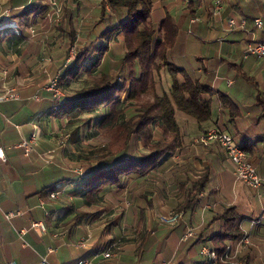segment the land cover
Listing matches in <instances>:
<instances>
[{"label":"crops","instance_id":"0c3cea01","mask_svg":"<svg viewBox=\"0 0 264 264\" xmlns=\"http://www.w3.org/2000/svg\"><path fill=\"white\" fill-rule=\"evenodd\" d=\"M28 1L16 0L12 6L23 7ZM215 1L151 0L155 27L171 12L178 28L167 60L211 88V93L204 95L211 102L210 117L197 121L177 110L181 145L164 156L154 170L130 176L122 187L104 189L102 198L90 203L81 193L75 202L69 195L72 185H63L77 180V165L82 167L84 163L81 156L70 158L62 147L49 153L48 135L65 131L72 117L50 113L55 101L43 87L45 75L38 74L33 66L38 42L17 41L15 37L8 40L10 51H5L0 36V80H16L14 89L18 93L17 99L5 100L2 115L7 126L0 131L6 157L1 162L9 165L3 182L8 196L3 207L0 205V264H40L42 259L49 264H75L77 259L92 257L112 245L114 255L98 257L97 263L206 264L208 257L201 249L217 247L215 236L226 229L219 216L230 206L237 216L232 227L247 234L251 245L241 249L230 238L222 245L237 247L243 264H264V57L245 53L248 40L264 41V0H220L216 12ZM193 17L198 20L192 22ZM254 17L262 19V28L254 25ZM228 18L235 19V29L229 30ZM213 127L230 133L236 144L245 147L262 178L259 187L236 177L222 145L198 141ZM33 133L41 137L26 155L18 144ZM80 140L79 130V143L68 141L79 153ZM133 141L134 149L141 147L140 142ZM204 175L207 180L203 190L184 206L193 185ZM49 185L61 189L56 199L48 197L45 188ZM15 209L23 213L6 219L4 213ZM175 211L182 214L176 224L160 222V215ZM259 216L260 223L251 226L250 220ZM32 222L43 223L45 229L31 226ZM21 229L25 232L20 233ZM189 230L192 235L186 236ZM81 236L88 237L83 248L75 246Z\"/></svg>","mask_w":264,"mask_h":264},{"label":"trees","instance_id":"16d2710c","mask_svg":"<svg viewBox=\"0 0 264 264\" xmlns=\"http://www.w3.org/2000/svg\"><path fill=\"white\" fill-rule=\"evenodd\" d=\"M45 1L29 0L13 14L14 19L28 29L34 24L35 15H46L48 6ZM106 7L119 14L120 20L109 30L120 32L123 37V55L116 63L117 70L123 74L122 81L113 80L108 69L91 73L108 45L98 43L94 48L76 47L73 61L59 67L57 83L67 92L69 81L80 74H88L89 81L85 89L66 95L63 101L53 97L55 108L50 112L55 117H72L68 125L74 124L69 138L73 144L79 143V123L89 121L79 116L82 113H94L97 119L96 131L91 136L109 137L90 150L80 149L82 160L87 165L86 168L82 166L83 172L78 177L81 179L79 193L88 203L100 200L104 189L122 187L130 176H141L154 170L164 156L181 145L175 118L177 110L197 121L207 120L211 114L210 99L204 98L205 94L211 93V88L191 78L166 58L178 31L170 14H166L156 28L152 20L151 0H102L101 12L104 13ZM66 25L69 31L65 34L72 46L77 32L70 10L57 23V28L67 31ZM21 39L20 36L15 38L17 41ZM164 67L171 83L168 90L159 93L155 81ZM133 140L141 144L138 154L132 153ZM206 180L204 175L195 182L184 206L203 190ZM45 190L53 191L54 187L49 185ZM219 217L225 221L226 229L215 236L218 243L214 250L217 252L224 249V239H236L242 235L232 227L237 217L233 206L227 207Z\"/></svg>","mask_w":264,"mask_h":264},{"label":"rangeland","instance_id":"374dc122","mask_svg":"<svg viewBox=\"0 0 264 264\" xmlns=\"http://www.w3.org/2000/svg\"><path fill=\"white\" fill-rule=\"evenodd\" d=\"M16 0H0V36L2 41V46L5 51H10V48L7 46L8 40H13V38L20 36L25 40H35L38 42L39 47L37 51V60L36 70L40 71L38 74H44L43 78L44 89L49 90L51 92V96H53L54 90L50 88L51 83L54 81L55 86L59 88L62 92V95L59 97H54L55 99H62L66 95H70L74 93L76 90L80 88H86L85 84L89 81L88 74L82 73L77 78L70 80L67 88V92L64 91L57 83V78L59 75V67L61 65H67L71 63L75 56L76 47L87 46L89 48H94L98 43H103L108 45L107 52L102 55L100 62L98 65L94 67L92 70V74H97L100 69L106 70L108 69L111 72L112 79L117 80L118 83L122 81L123 74L121 70H117L116 63L119 61V57L123 55V37L120 32L109 30L110 27L115 25L120 19L119 14L114 11H110L109 7H106L104 13L101 12V2L102 0H46L45 4L48 6V10L45 16L35 15V22L28 29L22 26L18 20L14 19L13 14L22 9V7L13 8L12 4ZM21 1V0H20ZM158 7V6H157ZM155 6V9L157 8ZM70 10L71 18L73 21V26L77 32L75 41L72 46H70L68 37L65 32L69 31V26L66 25V30H58L57 23L61 21V19L66 16V11ZM218 10V9H217ZM217 10L214 11L216 12ZM170 14H172L170 12ZM236 28V27H235ZM234 28V29H235ZM105 35V36H104ZM105 40V42L103 41ZM93 50V49H92ZM93 54V53H92ZM94 59L92 56L91 60ZM109 59V60H108ZM111 59V60H110ZM49 65L52 66V71L49 70ZM32 67V66H31ZM44 69H46L44 71ZM57 70V71H56ZM117 73V74H116ZM117 76V77H116ZM180 76V75H179ZM156 85L155 88L157 92H161L163 90H168L171 78L167 72V69L164 67L158 77H156ZM17 87L16 80H10L7 77H4L0 80V96L12 97L17 96L18 93L14 89ZM123 94L121 95L122 98ZM35 98H38L37 95H34ZM17 99V98H13ZM6 101L2 100L0 102V131L5 129L7 126V122H5V117L2 115L3 107ZM100 111V109H98ZM44 118V115L41 116ZM80 117L88 118V122H83L80 124V136H81V146L85 150L92 149L103 142H106L109 137L105 135H97L91 136V133L96 131L97 128V119H95L94 113H82ZM49 118H45L47 121ZM74 123V122H73ZM64 130H60L54 136L53 134H49L50 138V151L49 153H56L59 149L65 148L66 155L70 158L72 157H80L82 158V153H79V150L75 146H71L68 144L70 141V134L72 133L73 124L70 126L67 125ZM68 129V130H66ZM9 129L4 130L3 137L6 138V134ZM70 131V132H69ZM36 134V133H35ZM67 134V135H66ZM37 135V134H36ZM40 135H37L36 143H34L33 149L38 145V141L40 140ZM45 136V135H44ZM4 139V138H3ZM134 141H132L133 143ZM20 143V142H19ZM73 145V144H72ZM10 148L14 149L13 144H9ZM48 147V148H49ZM132 153L138 154V150L133 149ZM86 156V155H85ZM84 161V160H83ZM85 162V161H84ZM87 163H83L82 166L86 168ZM78 168L77 176H80V171L83 172V168L81 165H77ZM9 167L8 164H4L0 160V205L3 207L7 195V192L4 191V180H5V171ZM80 178L73 183H69L72 185V193L69 194L73 196V200L77 202L80 199L79 188H80ZM61 190V189H59ZM104 191V190H103ZM76 192V193H75ZM104 193V192H103ZM106 197H110L107 192ZM69 195L67 197L69 198ZM59 196V195H58ZM56 199V198H55ZM35 200V199H34ZM78 204V203H77ZM259 223L255 224L258 225ZM253 226V225H251ZM242 236V235H241ZM248 244L242 245L241 249L250 248L251 241L249 236ZM240 238V237H239ZM239 238H236L235 241H238ZM235 248V247H231ZM240 254V253H239ZM240 256V255H239ZM242 263H244L243 255L240 256Z\"/></svg>","mask_w":264,"mask_h":264},{"label":"built area","instance_id":"2783aa9c","mask_svg":"<svg viewBox=\"0 0 264 264\" xmlns=\"http://www.w3.org/2000/svg\"><path fill=\"white\" fill-rule=\"evenodd\" d=\"M221 6L220 0L215 1L214 8L215 10L219 9ZM197 17H193L191 19L192 22L197 21ZM254 25L257 28H262L263 22L260 17H254L253 18ZM229 30H233L237 24L234 18H228L227 20ZM244 22L240 23V26H243ZM245 53L246 55H254L258 57H264V41H256V40H248L245 46ZM230 82V80H228ZM50 88L54 90L53 96L59 97L62 95V92L59 90L58 86H55L54 81L51 83ZM10 97L17 98V96L12 97V94H10ZM10 98L0 96V102L2 100H8ZM67 135V134H66ZM37 135L33 133L29 140H22L18 146H21L24 149V153L27 155L33 150V144L36 143ZM198 141L208 144L211 141H216L220 145H222L226 151V154L228 158L231 160L234 166V173L236 177L244 181L247 185L252 187H259L262 183V178L258 175L255 166L251 162V160L248 157L247 152L245 151L242 146L236 144L234 142V139L232 135L218 127H213L208 129L205 133H203L199 138ZM5 153L4 150L0 144V160H5ZM81 174V171L79 172ZM61 190H53L48 192V197L50 199H55L60 194ZM43 205V203H42ZM23 213L20 209H15L11 211H7L4 213V216L6 219H11L12 217L16 215H21ZM181 212L175 211L169 214H162L159 216L160 222L164 224H176L179 219L181 218ZM261 216L258 218H253L250 220L251 225H255L257 223H260ZM31 226L33 227H40L42 230L45 229L43 223L41 222H32ZM25 229H21L20 233H24ZM192 235V231L189 230L186 234V236ZM88 237L81 236L78 238V240L75 242L76 247H86L87 245ZM248 237L247 234L242 235L238 241L237 246L240 245H246L248 244ZM111 247H114L112 245ZM111 247L108 250H100L96 251L92 257H81L77 259L75 264H99L96 262V259L98 257H110L114 255V252L111 250ZM202 254H205L208 257V261L206 264H243L240 256H239V250L237 247L234 249L231 248L230 245H225L224 249L221 252H217L214 249H211L207 246H203L201 249ZM11 264H16L14 262H11ZM40 264H49L45 259H42L40 261Z\"/></svg>","mask_w":264,"mask_h":264}]
</instances>
